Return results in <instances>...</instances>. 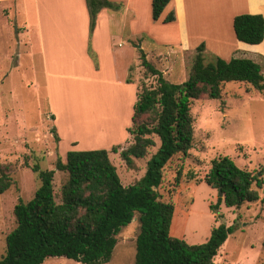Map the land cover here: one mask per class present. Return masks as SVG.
Listing matches in <instances>:
<instances>
[{
    "label": "rangeland",
    "instance_id": "374dc122",
    "mask_svg": "<svg viewBox=\"0 0 264 264\" xmlns=\"http://www.w3.org/2000/svg\"><path fill=\"white\" fill-rule=\"evenodd\" d=\"M19 2L0 0V27L4 33V55L1 57L5 71H10L12 63L5 57L8 46L12 45L11 38L25 37L27 31H32L29 24L32 25L36 18L34 0L24 1L30 5L29 17L28 13L16 8V4H22ZM135 14L138 18L135 17L131 24L128 23L130 17L126 18L127 33L116 37L114 42L116 47L130 52L125 55L124 63L133 67L130 72L133 86L125 89L128 94L125 96L130 98L131 103L126 98L124 100L123 94L118 98V92L113 89L105 88L99 97L92 84L100 78L90 82L76 79L56 82L54 94L63 112V138L60 143L52 132V128L58 125L50 109L48 87L42 75L43 70L40 69L39 57L33 56L30 68L25 59L24 67L19 72L13 70L4 82L3 95L0 97V162L10 165L14 184L7 192L0 194V258L6 252L7 235L17 225L14 214L16 204L20 198L24 202L30 201L41 185L38 172L32 169L33 165L39 164L42 170L56 169L58 157L62 158L63 154L73 149L70 147L72 137L78 136L79 149L84 150L110 151L113 146H117L120 151L123 147L121 141L126 136L133 141L128 128L132 125V105L137 100L138 88L143 82L155 85L157 81L156 76L146 74L140 65L138 47L145 50L148 59L170 82L183 83L188 79L198 53L197 47L204 42L194 34L188 36L186 42H181L175 25L164 22L166 14L155 20L152 6L147 3H143ZM129 33L131 36L128 37ZM226 46L231 47V42ZM214 49L216 44H210L205 49L206 62L213 61L214 56H217ZM261 63L264 68V59H261ZM67 70L72 71V68ZM110 79H107L108 82ZM86 83L91 84L88 85L89 90L84 92L82 85ZM117 100L122 104L121 108L116 107ZM105 101L110 106L109 115L102 114ZM117 109L123 114H118ZM191 112L195 130L193 147L187 157L176 155L170 161L159 188L163 199L175 204L171 235L192 244L203 243L214 227L225 223L228 227L234 226L235 230L219 250L215 263L264 264V190L260 191V200L245 203L240 208L221 203L219 214L210 208L211 204L218 202L219 192L204 181L212 160L220 155L230 156L242 168L263 173L264 178V91L260 92L246 82H227L223 86L221 99L194 100ZM89 120L92 127L86 123ZM156 150L157 147L151 149L147 157L138 159L135 168H129L119 152H110V158L125 186L135 183L145 174L148 160ZM180 168L183 175L177 185L176 176ZM67 175L56 169L54 185L58 200ZM138 232L139 221L136 215L118 233V243L111 260L102 264H135ZM43 264L83 263L64 257H49Z\"/></svg>",
    "mask_w": 264,
    "mask_h": 264
},
{
    "label": "trees",
    "instance_id": "16d2710c",
    "mask_svg": "<svg viewBox=\"0 0 264 264\" xmlns=\"http://www.w3.org/2000/svg\"><path fill=\"white\" fill-rule=\"evenodd\" d=\"M86 2L91 17L90 36L101 9L120 8L110 0ZM170 2L153 0L155 20L160 19ZM174 20L175 14L171 11L164 22ZM233 25L237 39L243 42L260 44L264 40L262 14H239ZM138 51L140 65L146 74L156 76L157 81L155 85L143 82L138 88L132 125L128 128L133 137L131 145L120 151L117 146L110 151L70 150L66 161L59 156L56 169L68 174L60 188L59 200L54 185L56 169L42 170L39 164L33 165L41 185L30 201L24 202L20 198L16 204L17 225L6 237V252L0 258V264H43L49 257H64L83 264L107 263L118 243V233L136 215L139 232L135 264H216V256L235 230L234 226L222 223L213 228L205 242L198 244L172 236L175 204L165 201L159 188L170 161L176 155L187 157L193 147L192 101L221 99L224 84L233 81L249 83L263 92V65L242 57L226 60L214 56L213 61L206 62L205 43H201L188 79L183 83H172L148 59L142 47H138ZM88 53L98 68V57L90 41ZM127 82L133 83L130 76ZM52 132L60 141L56 126ZM156 147L145 174L135 183L125 186L110 152H119L125 164L135 168L136 159L147 157ZM182 175L180 168L176 176L177 185ZM204 181L219 192L218 202L210 205L211 210L217 213L221 203L240 208L245 203L257 202L260 191L264 190L263 173L240 167L228 155L212 160ZM13 184L10 165L0 162V194L7 192Z\"/></svg>",
    "mask_w": 264,
    "mask_h": 264
},
{
    "label": "crops",
    "instance_id": "0c3cea01",
    "mask_svg": "<svg viewBox=\"0 0 264 264\" xmlns=\"http://www.w3.org/2000/svg\"><path fill=\"white\" fill-rule=\"evenodd\" d=\"M12 1H21L19 3L22 4H16V8L28 13L29 17V3L24 2L25 0ZM65 1L69 2L34 0L36 18L32 25L29 24V27L33 28L32 31H27L26 36L21 39L19 36L16 39L11 38L12 45H9L6 51V59L12 62L10 71H5L3 57H1L4 55L2 52L4 33L0 27V97L3 95L4 82L12 71L19 72L24 67L25 59L30 68L33 56H38L40 69L43 70L42 75H44L48 87L50 109L58 125L56 128L60 136L59 143L63 138V112L58 106L57 96L54 94L55 83L65 79L90 82L94 78H100L93 81L92 84L98 91L99 97L106 88V90L117 91L118 96L121 94L118 98L123 94L125 100V94H127L125 89H131L133 86V83L127 82L132 66L129 67V64L124 63L125 55L129 50L126 52L125 49L116 47L115 38L127 33L125 29L127 17H130L128 23L131 24L135 17L138 18L135 12L140 10L142 4L147 3L152 6L153 2V0H110L121 4V7L117 10L101 9L97 15L95 29L90 36L91 17L86 0ZM171 11L175 14V20L170 24L177 28L181 42H186V38L194 34L198 35L199 40L205 43V49L209 48L210 44H216V49H214L216 55L226 60L232 57H242L251 58L261 63V59H264V40L260 44L243 42L237 39L233 25L234 18L239 14L250 13L264 16V0H171L162 15L165 13L166 17ZM89 41L97 54L98 68L88 53ZM229 42L232 44L231 47L226 46ZM70 67L72 71L67 70ZM31 68L34 69V67ZM107 79H110L109 82ZM91 83L82 85V91H88V85ZM126 100L131 103L130 98H126ZM134 103L135 101L133 105ZM116 107H122L118 100ZM117 111L119 110L117 109ZM129 111L131 113V108ZM118 114L122 115L123 112L119 111ZM126 138L121 141L123 146L121 149L127 148L132 143L131 137H129L130 139ZM70 147L73 148L70 150H84L79 149L78 136L71 138ZM66 155L67 153L63 154L64 161H66Z\"/></svg>",
    "mask_w": 264,
    "mask_h": 264
},
{
    "label": "bare ground",
    "instance_id": "6f19581e",
    "mask_svg": "<svg viewBox=\"0 0 264 264\" xmlns=\"http://www.w3.org/2000/svg\"><path fill=\"white\" fill-rule=\"evenodd\" d=\"M112 93V92H111ZM115 93V92H114ZM116 94H118V93H116ZM105 97H106V94H103ZM119 97V96H118ZM107 98V97H106ZM121 102H122V100H121ZM102 106H103V108H102V114H107L108 113V115H109V113H110V106H109V103H107V101H105L103 104H102ZM95 112H93V114H94ZM81 114V113H80ZM79 114V115H80ZM99 115V114H98ZM83 116L81 115V118H82ZM99 117V116H98ZM83 119V118H82ZM89 122H90V120L89 121H86V123H88L89 124ZM92 122H90V124H91ZM93 123H96V121L95 122H93ZM88 124H87V126H88ZM89 124V125H90ZM94 126H95V124H93ZM91 126V125H90ZM92 127V126H91ZM94 128V127H93ZM96 128V127H95ZM94 128V129H95ZM90 129V128H89ZM84 130V129H83ZM90 131V130H89ZM91 131H92V128H91ZM88 132V131H87ZM89 133V132H88ZM93 134V133H92Z\"/></svg>",
    "mask_w": 264,
    "mask_h": 264
}]
</instances>
